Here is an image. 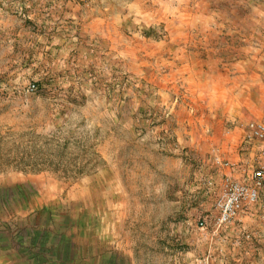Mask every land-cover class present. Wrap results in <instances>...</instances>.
<instances>
[{
  "label": "rangeland",
  "instance_id": "obj_1",
  "mask_svg": "<svg viewBox=\"0 0 264 264\" xmlns=\"http://www.w3.org/2000/svg\"><path fill=\"white\" fill-rule=\"evenodd\" d=\"M264 0H0V264H264Z\"/></svg>",
  "mask_w": 264,
  "mask_h": 264
},
{
  "label": "built area",
  "instance_id": "obj_2",
  "mask_svg": "<svg viewBox=\"0 0 264 264\" xmlns=\"http://www.w3.org/2000/svg\"><path fill=\"white\" fill-rule=\"evenodd\" d=\"M250 138H264V122L252 121L247 124ZM217 165L229 169L224 175L221 189L216 200V208L219 216L218 225L221 226L236 217L246 207L256 203L264 188V165L257 166L247 176L238 178L234 176L233 170L239 163L224 160L219 155L214 156Z\"/></svg>",
  "mask_w": 264,
  "mask_h": 264
}]
</instances>
